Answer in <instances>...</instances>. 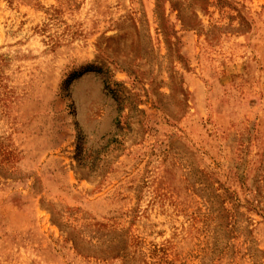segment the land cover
Listing matches in <instances>:
<instances>
[{
  "label": "rangeland",
  "instance_id": "374dc122",
  "mask_svg": "<svg viewBox=\"0 0 264 264\" xmlns=\"http://www.w3.org/2000/svg\"><path fill=\"white\" fill-rule=\"evenodd\" d=\"M0 264H264V0H0Z\"/></svg>",
  "mask_w": 264,
  "mask_h": 264
}]
</instances>
